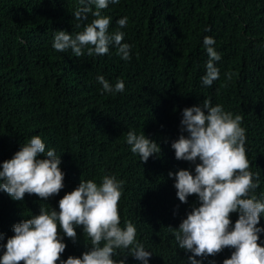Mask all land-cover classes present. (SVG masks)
Returning <instances> with one entry per match:
<instances>
[{"label":"trees","instance_id":"trees-1","mask_svg":"<svg viewBox=\"0 0 264 264\" xmlns=\"http://www.w3.org/2000/svg\"><path fill=\"white\" fill-rule=\"evenodd\" d=\"M76 6V0H0V162L36 134L60 155L65 172L64 188L47 201L27 193L14 201L0 191V233L12 235V225L37 214L40 206L56 208L80 179L99 182L108 173L124 181L120 223L136 225V239L153 253L149 264H185L186 253L168 227H177L195 202V194L180 202L168 177L169 171L192 167L177 160L170 147L179 134L182 108L208 98L242 117L246 158L259 181L256 194L264 193V0L109 4L102 10L111 17L109 31L117 27V18L128 17L120 29L122 42L132 46L127 61L112 48L102 56L74 57L70 50L51 47L54 30H81L72 16ZM91 19L89 14L81 27ZM204 36L214 38L221 55L220 76L210 87L200 82L207 59ZM98 74L110 83L122 79L125 91L102 94ZM128 130L144 132L160 152L139 161L125 142ZM236 218L230 214L232 222ZM259 224L264 226V217ZM76 232L75 243L64 238L61 258L79 256L90 243L79 228ZM230 251L209 259L221 264ZM118 254L125 264H139L125 250Z\"/></svg>","mask_w":264,"mask_h":264},{"label":"clouds","instance_id":"clouds-1","mask_svg":"<svg viewBox=\"0 0 264 264\" xmlns=\"http://www.w3.org/2000/svg\"><path fill=\"white\" fill-rule=\"evenodd\" d=\"M118 3L119 0H76L72 16L81 30H54L51 47L59 53L70 50L74 57L85 52L88 56H102L112 48L121 59L129 60L132 46L122 42L125 33L120 30L127 26L128 17L117 18V27L109 31L111 17L102 12L109 4ZM89 14L92 19L81 27ZM214 44L213 37H203L207 59L200 82L206 87L220 76L216 62L221 55ZM225 77L231 78L228 73ZM96 81L102 94L125 91L122 79L110 83L98 74ZM241 119L208 98L181 109L179 134L170 147L177 160L187 161L192 167L169 171L168 177L173 178L180 202H187L192 194L195 202L177 227H168L178 248L186 253L185 264H203L206 260L216 264L209 257L225 248L231 251L221 264H264V226L259 224L264 217V193L256 194L259 181L246 158V129ZM125 142L141 162L160 152L158 143L144 132L128 130ZM60 165L56 150L46 148L42 138L33 134L20 143L11 158L0 162V191L14 201L23 200L26 193L47 201L64 188L65 172ZM123 184V180L108 173L99 182L80 179L57 201L56 208L40 206L37 214L12 225V235L0 233V264H125L126 258H118V250H125L139 264H149L153 253L136 239V225L127 220L120 223L118 201ZM231 213L237 214L234 222ZM77 228L90 243H85L79 256L63 259L64 238L75 243Z\"/></svg>","mask_w":264,"mask_h":264}]
</instances>
